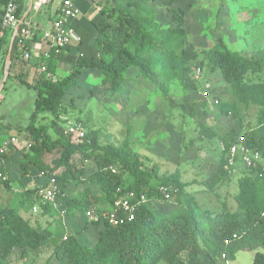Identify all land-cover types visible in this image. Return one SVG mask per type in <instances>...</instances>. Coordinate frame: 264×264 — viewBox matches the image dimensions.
Listing matches in <instances>:
<instances>
[{
    "label": "trees",
    "instance_id": "1",
    "mask_svg": "<svg viewBox=\"0 0 264 264\" xmlns=\"http://www.w3.org/2000/svg\"><path fill=\"white\" fill-rule=\"evenodd\" d=\"M155 1L104 0L102 4H95L96 12L90 23L96 35L77 29L81 42L71 52L79 59L68 76L54 79L57 62L63 61L64 55L51 54L49 58H42L45 70L33 86L37 92L35 110L26 127L30 142L14 162L22 175L38 170L49 179L54 178L60 190L57 200L68 211L72 208L89 210L95 201L106 200L113 206L118 189L122 193H143L152 200L163 198L161 188L168 187L176 195L178 206L170 213L160 214L143 203L132 221L119 225L105 221L94 246L82 245L74 236L67 237L54 249V256L64 264H220L224 253L230 261L234 260L242 243H252L256 249L264 245V177L258 175V170L251 167L238 179L239 191L234 197L236 211L224 210L215 215L203 213L194 197L185 192L179 173L161 175L157 166L145 168L141 158L129 152L127 147L101 145L94 133L86 134L81 142L76 143L59 121L65 93L78 84L85 70H97L102 77V85L118 93L129 71L137 69L142 78L167 94L170 82L175 79L195 88L197 80L191 76L192 70L195 67L202 69L207 61L212 70L221 71L238 104L258 108L256 127H246L238 117V124L243 128L238 133L231 129L221 136L224 145L228 147L232 142H240L258 153L264 161V80L261 78L264 76V53L248 58L240 51L229 49L220 37L205 52L204 59L191 67L189 63L196 60L197 55L184 47L185 11L172 10L174 25L160 28L152 7ZM2 2L6 6L7 0ZM18 6L17 16L21 20L25 13L21 11L19 0ZM60 13L59 7L54 17ZM1 22L2 18L0 29ZM12 32L5 30L4 37L0 38V63L9 51L8 35ZM18 46L16 37L11 70ZM249 75L258 79L249 80ZM10 77L11 74L8 79ZM17 78L22 80L21 75ZM221 112L226 115L234 113L233 106L221 105ZM44 113L51 117L50 122L47 125L34 124L35 116ZM189 113L194 116V106ZM50 130L54 131L56 138ZM203 132L209 138L220 136L214 130L204 129ZM53 152L57 156L47 164L45 157ZM0 158L7 164L13 162L8 153H0ZM224 158L225 154L204 182L209 190H214L228 174ZM92 160L96 162L97 170L83 179L84 164ZM112 166L117 168V173L111 171ZM59 170L61 173L55 174ZM120 170L125 178L119 174ZM0 173L10 176L2 163ZM71 181L87 184L85 190L80 195L69 197L67 186ZM0 183L9 188L12 178L0 179ZM95 188L102 192L100 197L91 195ZM36 192L28 190L23 195L29 199L36 196ZM41 205L44 213H52L48 204ZM52 238V232L32 226L17 210L0 207V264L16 248L38 249L50 243ZM253 264H264V254L256 251Z\"/></svg>",
    "mask_w": 264,
    "mask_h": 264
},
{
    "label": "rangeland",
    "instance_id": "2",
    "mask_svg": "<svg viewBox=\"0 0 264 264\" xmlns=\"http://www.w3.org/2000/svg\"><path fill=\"white\" fill-rule=\"evenodd\" d=\"M2 1L0 0V19L5 9ZM73 1L81 11L80 22L85 25H90V20L96 12L94 5L104 2ZM61 2L62 0H34L31 15L35 14L37 20L46 19L51 22ZM19 3L21 11L25 13L30 0H19ZM152 7L156 12L157 26L160 28L174 25L172 10L185 11L184 47L197 55V59L189 63L191 67L204 59L205 52L211 49L220 37L229 49L240 51L248 58L264 53V0H156ZM78 19L72 21L73 27L77 26ZM12 35L13 32L8 35L7 48L10 46ZM71 51L72 48L68 53L61 54L65 59L57 62L55 80L68 76L73 70L79 58L74 52L70 54ZM7 54L0 63V87L7 71ZM51 54L56 55L54 52ZM16 55L14 66L12 70L9 69L11 77L7 79L0 93V144L4 139L9 141L15 137L19 144L8 146L10 149L7 151L14 154L30 142L26 127L35 110L37 92L33 86L44 66L41 55L33 54L30 60L25 61L22 48L17 50ZM18 75L22 76V80L17 78ZM191 76L193 77V74ZM261 78L264 80V76ZM247 79L255 81L258 78L249 75ZM221 105L233 106L235 114H223ZM192 106L195 110L194 116L189 113ZM62 108L59 121L66 130L69 125L80 124L86 134L94 133L101 145L127 147L129 152L141 158L145 168L157 166L161 175L179 173L181 182L185 185V192L194 197L201 212L215 215L224 210L236 211L237 203L234 197L239 191L238 179L249 167L237 158L227 176L214 190H209L204 182L218 166L224 154L225 158L227 156L222 149L224 143L221 136L231 129L236 133L242 130L243 127L237 121L238 117L242 118L246 127H256L258 108L254 105L238 104L221 71L212 70L207 61L204 62L195 88L187 87L181 79H175L170 82L167 94L142 78L137 69L129 71L118 93L112 92L109 86L102 85V77L97 70H85L78 84L65 93ZM50 119L46 113L37 114L34 124L47 125ZM204 129L214 130L220 136L209 138L204 134ZM50 133L56 138L53 130H50ZM56 156V152L47 154L46 163L51 164ZM84 166L83 179L97 170L94 160L86 162ZM61 170L55 174H60ZM15 173L22 175L17 165ZM119 174L125 178L121 170ZM35 180H39L34 184V190L37 191L50 184L49 177L38 170L29 176V182L34 183ZM86 185L69 182L68 196L80 195ZM25 192L26 190L17 192L0 183V207L17 210L32 226L52 232L53 238L50 243L38 249H14L12 255L3 260L2 264H64L54 256V249L56 244L69 236L76 237L82 245L96 244L105 219H100L98 223L90 221L86 217V209L65 210L60 200L48 206L52 213H44L43 206L36 196L27 199L23 195ZM91 195L100 197L102 192L95 188ZM145 203L153 211L167 214L178 206V199L171 191L163 195V198L147 199ZM34 207L39 211L34 212ZM113 208L114 205L105 200L95 201L91 209L100 212V215H107ZM256 251L264 254V245L256 249L252 243H242L234 260L229 264H253Z\"/></svg>",
    "mask_w": 264,
    "mask_h": 264
},
{
    "label": "built area",
    "instance_id": "3",
    "mask_svg": "<svg viewBox=\"0 0 264 264\" xmlns=\"http://www.w3.org/2000/svg\"><path fill=\"white\" fill-rule=\"evenodd\" d=\"M18 0H7V4L4 9V14L1 22L0 38L4 37L5 30L14 31L20 23V19L17 16L18 12ZM61 13L52 21V28L42 32L41 39L45 43L47 49L43 54L44 58H49L51 53L54 52L56 55H61L63 53H68V51L73 48V45H78L81 42V36L77 29L72 26V21L76 20L80 15V9L75 5L73 0H62L60 4ZM39 28L36 25L30 23H23L20 26L18 32L19 46L22 49L26 48L28 41L33 40ZM23 59L25 61L30 60L31 53L28 50H24ZM81 57V55L79 56ZM44 71L45 68L43 67ZM193 78L198 80L202 74L201 68H193L192 70ZM200 94L204 95L203 92ZM206 95V93H205ZM68 135H71L74 142H81L86 135L85 130L80 124L69 125L66 130ZM17 139L15 137L11 138L9 141H5L0 147V153H5L8 146L15 145ZM28 145V144H27ZM223 151L227 154L225 166L226 169H230L237 158L243 162V164L249 168H254L258 170V175L264 177V161L258 153L252 152L248 147L241 144L240 142H232L228 147L224 144L222 146ZM113 173H117L116 167H110ZM0 179L7 180V177L0 173ZM161 191L163 195L171 192L170 188L162 187ZM60 190L56 185L55 179H50V184L47 187L40 188L36 196L40 203L44 204H54L57 201ZM147 201L145 194H138L135 191H128L122 193V190L118 189V194L115 197L114 208L107 215H100L94 209H89L86 211V217L90 221H99L100 219H105L112 225L123 224L124 222H129L134 219L135 212L137 208ZM34 212H38L37 207L33 208ZM104 221V222H105ZM67 238H65L66 240ZM225 243H229L227 240ZM220 261L222 264H229L230 260L226 253L221 255Z\"/></svg>",
    "mask_w": 264,
    "mask_h": 264
},
{
    "label": "crops",
    "instance_id": "4",
    "mask_svg": "<svg viewBox=\"0 0 264 264\" xmlns=\"http://www.w3.org/2000/svg\"><path fill=\"white\" fill-rule=\"evenodd\" d=\"M80 16L78 17L79 19L77 18L78 19L77 20L78 23H77V26L75 28L76 29H78V28L85 29L86 31H88L89 33H91L93 36H95L94 34L96 33V31L92 27L91 23H90V25L89 24H86V25L83 24V22H80ZM52 21L51 22L48 21V20L46 21V19L37 20L35 14L34 15H30L29 19L27 20V23H30L32 25H36L39 28V32L37 33L36 37L33 40L28 41L27 44H26V48L25 49L26 50L28 49L29 52L31 53V55L35 54V55H41V56H43V54L46 51L47 47H46L45 43L43 42V40L41 39L42 32L45 31V30H49V29L52 28ZM14 31H13V33H14ZM75 47H76V45H73V48H75ZM18 49H21V47L18 46ZM70 54H72V52H70ZM18 144L19 143L17 141V143L15 145H18ZM15 145H11V146H15ZM10 147H9V149H10ZM23 148L24 147H22V148L20 147L19 151H17L15 154L14 153L7 152L9 149L6 150L5 153L10 154V159H11V161H13L10 164L5 163L0 158V163H2L4 165L5 169L10 174V176H8L6 174H3V175L6 176L7 178H9V177L12 178V183L10 184V187H11L12 190H16L17 192L24 191V190H26V191L33 190L34 189V186H35L34 184L39 182V180H37V181L35 180L34 183L29 182V176L32 174L33 171L30 172L27 175H20V176L15 173V165H17V164L14 161H16L20 157L21 150ZM13 174L15 176H13Z\"/></svg>",
    "mask_w": 264,
    "mask_h": 264
},
{
    "label": "water",
    "instance_id": "5",
    "mask_svg": "<svg viewBox=\"0 0 264 264\" xmlns=\"http://www.w3.org/2000/svg\"><path fill=\"white\" fill-rule=\"evenodd\" d=\"M33 3H34V0H30V4H29L27 11L25 12L23 17L21 18L19 25L16 27V29L12 35V38L10 41V46H9V51H8L7 58H6L7 71L5 72V76H4L3 82H2L1 87H0V93L2 92V90L5 86V82L7 81L8 76H9V69H10V65L12 63V52H13V46H14L15 39L18 35L20 26L25 22L26 18L28 17V15L31 13V11L33 9Z\"/></svg>",
    "mask_w": 264,
    "mask_h": 264
}]
</instances>
